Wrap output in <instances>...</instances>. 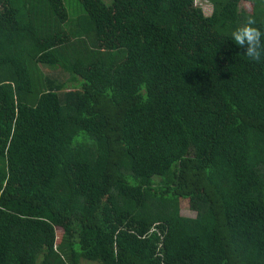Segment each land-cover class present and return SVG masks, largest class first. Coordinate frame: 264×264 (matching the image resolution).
Returning <instances> with one entry per match:
<instances>
[{
	"label": "trees",
	"instance_id": "16d2710c",
	"mask_svg": "<svg viewBox=\"0 0 264 264\" xmlns=\"http://www.w3.org/2000/svg\"><path fill=\"white\" fill-rule=\"evenodd\" d=\"M78 1L0 0V264H264V0Z\"/></svg>",
	"mask_w": 264,
	"mask_h": 264
},
{
	"label": "clouds",
	"instance_id": "9594fccd",
	"mask_svg": "<svg viewBox=\"0 0 264 264\" xmlns=\"http://www.w3.org/2000/svg\"><path fill=\"white\" fill-rule=\"evenodd\" d=\"M237 46L244 49V55L252 62H264V31L256 26V20L251 15L237 24L230 33Z\"/></svg>",
	"mask_w": 264,
	"mask_h": 264
},
{
	"label": "rangeland",
	"instance_id": "374dc122",
	"mask_svg": "<svg viewBox=\"0 0 264 264\" xmlns=\"http://www.w3.org/2000/svg\"><path fill=\"white\" fill-rule=\"evenodd\" d=\"M106 2H109V0H107ZM196 5L203 9V12L207 17H210V15L213 13L214 5L211 2H208L207 0H196ZM66 6H67L69 14L76 15V14H81L82 12L81 5L78 0H66ZM239 10L240 11L243 10L242 5H239ZM41 69L45 73L58 74L61 72V71L54 72L52 69L46 66H41ZM66 76L68 77L69 75L66 74ZM180 208H181V214L183 216L190 217V218L196 217V212L190 209L189 203L187 201H182L180 204ZM59 235H60V231H58V239L61 240L60 239L61 237L59 238ZM85 264H88V263L85 262Z\"/></svg>",
	"mask_w": 264,
	"mask_h": 264
}]
</instances>
